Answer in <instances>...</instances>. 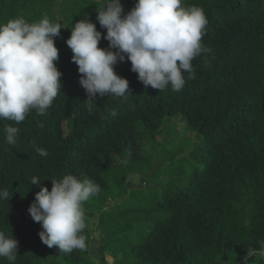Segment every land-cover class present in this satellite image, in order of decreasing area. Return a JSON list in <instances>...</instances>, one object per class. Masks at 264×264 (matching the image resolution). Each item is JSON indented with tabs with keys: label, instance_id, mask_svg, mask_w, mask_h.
Wrapping results in <instances>:
<instances>
[{
	"label": "trees",
	"instance_id": "1",
	"mask_svg": "<svg viewBox=\"0 0 264 264\" xmlns=\"http://www.w3.org/2000/svg\"><path fill=\"white\" fill-rule=\"evenodd\" d=\"M58 1L0 0V23L15 18L38 22L47 16L65 26L55 37L59 59L54 63L62 73V87L52 106L43 114L30 110L20 123L0 119V189L9 192L8 199L0 200V231L19 242L14 264H43L41 258L49 255L80 264L94 242L89 224L82 232L86 250L62 254L58 246L48 247L39 236L41 223L28 211L36 193L42 187L51 191L52 179L66 174L93 179L105 190L106 174L125 155L140 161L143 136L155 139L163 123L174 118L202 138L201 156L196 161L197 150L184 155L190 164L180 170L187 187L170 189L169 197L147 212L148 219L136 220L133 238L139 242L133 245L132 264H243L247 249L259 250L264 241V0H182L185 6L204 9L208 24L202 44L214 52L207 56L209 66L204 54L194 58L196 78L184 73V87L173 92L170 86L163 91L146 87L130 60L118 61L115 71L129 81L132 95L97 94L91 113L66 41L75 23L89 19L102 33L98 47H109L103 38L107 29L96 19L101 0ZM136 2L121 0L122 15ZM9 125L18 129L12 145L6 142ZM34 145L47 156L39 155ZM187 147L177 144L170 158L189 154ZM33 177L39 186L31 184ZM159 209L168 216L157 214ZM99 249L100 264H106V250ZM0 264L12 262L0 257ZM249 264H264V257H250Z\"/></svg>",
	"mask_w": 264,
	"mask_h": 264
},
{
	"label": "clouds",
	"instance_id": "2",
	"mask_svg": "<svg viewBox=\"0 0 264 264\" xmlns=\"http://www.w3.org/2000/svg\"><path fill=\"white\" fill-rule=\"evenodd\" d=\"M97 12L96 19L107 29L103 36L109 41L107 49L98 47L102 33L89 19L75 23L66 41L82 74L80 83L88 95L84 103L89 113L96 106L93 98L97 94L124 99L132 95L129 81L115 71L118 61L130 60L132 71L146 87L163 91L170 86L171 91L179 92L186 82L184 73L189 74L188 79L196 78L193 59L204 54L207 67V56H214L213 49L202 44L208 24L202 7L185 6L182 0H137L122 15L121 0H101ZM63 27L47 16L38 22L15 18L0 23V119L20 123L30 110L43 114L52 106L62 87V73L54 62L59 59L55 37ZM5 132L6 142L15 144L18 129L9 125ZM33 147L47 156L45 149ZM52 181L51 191L42 187L28 210L42 225L39 236L48 247L58 246L62 254L84 251L88 245L82 234L86 227L83 204L98 194L100 186L93 179L81 180L72 174ZM31 184L41 182L33 177ZM8 197V190L0 189V200ZM18 243L0 231V257L14 264ZM255 255L264 257V241L259 250L247 249L243 264H249ZM105 261L114 264L111 256Z\"/></svg>",
	"mask_w": 264,
	"mask_h": 264
},
{
	"label": "rangeland",
	"instance_id": "3",
	"mask_svg": "<svg viewBox=\"0 0 264 264\" xmlns=\"http://www.w3.org/2000/svg\"><path fill=\"white\" fill-rule=\"evenodd\" d=\"M55 8L59 10L58 7ZM64 10L70 13L69 9ZM180 121L181 118L165 121L155 139L144 135L140 148L142 159L131 162L125 155L123 162L115 165L106 174L107 188L84 202L85 222L89 224L94 242L83 259L100 264L99 248L102 247L106 250L105 257L111 256L113 262L116 260V264H132L133 245L139 242V239L133 238L135 233L133 229L138 225L136 220L145 217L148 219L147 212L164 202L169 197L170 189L182 190L187 187L188 181L182 176L180 168L185 169L190 163L185 161L183 156L197 150L199 152H195L197 161L202 152V138ZM184 143L190 146L187 147L189 154L182 153L178 158L171 159L169 151L177 144L182 147ZM123 176H128V179L124 181ZM89 204L93 205L88 211ZM158 213L163 217L169 214L161 209L157 211ZM154 221L155 218L150 221L149 228L153 226ZM56 250L58 249L55 248L54 252ZM83 259L80 264H85ZM40 261L43 264L64 263L61 256L53 255L42 257Z\"/></svg>",
	"mask_w": 264,
	"mask_h": 264
}]
</instances>
